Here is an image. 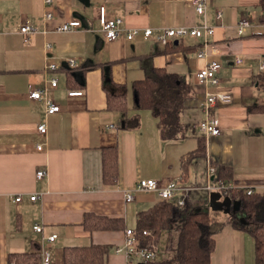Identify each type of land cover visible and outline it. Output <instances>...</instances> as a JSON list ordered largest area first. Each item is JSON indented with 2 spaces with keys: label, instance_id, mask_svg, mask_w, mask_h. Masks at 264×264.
I'll list each match as a JSON object with an SVG mask.
<instances>
[{
  "label": "crops",
  "instance_id": "obj_1",
  "mask_svg": "<svg viewBox=\"0 0 264 264\" xmlns=\"http://www.w3.org/2000/svg\"><path fill=\"white\" fill-rule=\"evenodd\" d=\"M259 1L206 0L205 13L198 15L191 0H53L51 7L44 0H0V264H41L40 254L33 258L35 246L42 243L33 231L35 224L42 226L43 236L57 235L53 243L44 244L56 264H63L65 248L91 245L110 247L107 264H128L114 249L127 228L135 229L137 213L160 200L155 192H139L126 203L123 192L139 180L176 179L189 190L187 206L216 212L209 204L215 191L206 189L211 163L218 173L227 172L232 188L264 195V91L258 85L264 74V22ZM100 5L108 18H120L123 27L137 29L135 39L107 41L97 20ZM217 10L220 19L215 18ZM46 11L52 14L49 20ZM241 18L252 25L239 36L236 24ZM74 19L81 22L79 28L55 32L57 25ZM26 22L36 28L29 44L18 32ZM202 24L214 26V35L166 46L142 36L146 28ZM46 43L51 44L49 51ZM200 51L204 58L197 57ZM68 59L75 60V68L68 66ZM210 61L221 65L216 86L195 78ZM50 64L57 68L49 70ZM153 69L178 77L183 87L174 139H162L157 120L135 104L132 83L153 76ZM67 72L73 81H67ZM52 78L58 81L56 88L50 87ZM29 85L46 87L60 111L45 114L44 103L28 97ZM120 86L126 88L125 114L107 106L108 93L117 94ZM67 90L82 95L69 97ZM206 93H222L230 101L206 110ZM206 112L218 119L220 135L206 137L198 130ZM135 115L136 125L127 128L124 121ZM39 123L45 124V135L38 133ZM199 138L205 156L182 165ZM107 148L117 151L114 184L103 181ZM39 169L46 174L38 180ZM86 214L120 219L124 227L88 228ZM226 215L218 217L222 228L214 235L210 264H255L252 236L233 228Z\"/></svg>",
  "mask_w": 264,
  "mask_h": 264
},
{
  "label": "trees",
  "instance_id": "obj_2",
  "mask_svg": "<svg viewBox=\"0 0 264 264\" xmlns=\"http://www.w3.org/2000/svg\"><path fill=\"white\" fill-rule=\"evenodd\" d=\"M262 9L260 21L264 22V0L259 1ZM67 81H73L72 74L67 72ZM258 85L264 91V74H261ZM137 109L149 110L157 120L162 139H174L179 131L178 112L182 108V84L178 77L166 73L161 69H153V76L132 83ZM117 94L108 93V109H116L125 114L127 111L126 88L119 87ZM138 115L124 121L127 128L134 127ZM196 156H205L203 138H199L197 148L182 158V165ZM103 181L105 184H114L117 180V151L115 148L103 149ZM214 165V164H212ZM215 166V165H214ZM184 166H182L183 168ZM218 173V171H217ZM227 183V172L219 171L217 174ZM228 197L240 202L237 213L226 215L233 228L248 232L253 238L254 263L264 264V195L246 190L231 188ZM222 212H207L201 209H192L185 204L179 208L174 202L158 200L148 208L137 213L135 230L138 235L142 231L150 232L151 236L139 240L142 243L152 242L155 245L165 233L173 230L176 235L175 245L172 238L165 248L173 251V256L164 257L145 264H210V255L214 249V235L222 228L217 219ZM243 218V221L241 220ZM84 225L94 229H120L124 225L120 219H110L92 214L84 216ZM144 243V244H146ZM110 247L108 245H91L87 247H67L63 253V264H107L106 257ZM26 255V254H25ZM35 260L39 259V246H35L33 253ZM19 262V261H18ZM17 261L15 264H19ZM130 264V263H128ZM137 264V263H136ZM141 264V263H140Z\"/></svg>",
  "mask_w": 264,
  "mask_h": 264
},
{
  "label": "built area",
  "instance_id": "obj_3",
  "mask_svg": "<svg viewBox=\"0 0 264 264\" xmlns=\"http://www.w3.org/2000/svg\"><path fill=\"white\" fill-rule=\"evenodd\" d=\"M53 0H44V5L46 7L52 6ZM191 4L198 15H203L206 10V0H191ZM264 15V13H263ZM44 18L49 20L52 18L50 11H46ZM215 18H221V11L217 10L215 13ZM97 20L99 24V29L103 33L104 38L107 41H115L117 39L123 38L128 41L135 39L138 34L137 29H127L123 27V21L120 18H108L106 7L104 5L98 6L97 9ZM252 25V21L248 18H241L236 24V31L239 36L243 35L247 29ZM81 26V22L78 19L70 20L64 22L55 27V32L57 33H67L75 30ZM18 32L23 37V42L26 44L30 43L31 36L36 32V28L30 23H23L19 25ZM215 32V27L207 24H202L200 26L192 27H176V28H164V29H150L146 28L142 30V36L144 39L152 38L155 43L166 46L174 43L184 38H204L213 36ZM46 51L51 49V44H45ZM197 57L204 58L205 52L200 51ZM67 64L71 68L76 67L74 59H68ZM240 59H236V64L240 63ZM221 65L216 61L207 62L202 68H200L195 73V78L199 84L216 86L218 84L217 73ZM49 70H55L57 68L56 64H50L47 66ZM260 70H264V63L260 65ZM50 87H57V79H50ZM27 95L30 99L36 101H42L45 105V114L50 115L60 111V107L49 98L47 95V88L43 87L41 89L34 88L32 85L28 86ZM67 95L81 96L82 91L80 90H67ZM229 96L222 93H206V104L205 108L208 110L210 107L216 105L217 102L227 103L229 102ZM198 130L208 136H218L221 133L220 124L216 117L209 116L206 112V117L199 121L197 124ZM37 131L41 135L46 134V126L43 123H39L37 126ZM37 149L40 150L41 146L38 145ZM45 171L39 169L35 173L36 179H42L45 176ZM207 175L210 178V184L207 185L206 189L209 191H215L219 193L221 197H228L229 189L232 187L218 178L217 168L211 163L208 164ZM188 189L179 185L178 180L169 179L164 181H158L155 179H143L139 180L132 189L123 192L124 200L126 203L132 202L135 199V194L139 192H155L160 200L174 202L177 207H183L188 198ZM252 190H247V194H251ZM36 199V195L30 197L31 201ZM20 196H17L14 201L20 202ZM33 231L41 235V244L39 246V254L41 257V264H56L51 259L49 252L45 249L44 244H51L57 238L56 234H51L48 236H43L42 226L39 224L33 225ZM139 236L142 238L151 236L150 232L142 231L141 235L133 228H127L124 231V240L120 246L115 247V253L123 254L126 261L130 264H145L155 260L156 258V246L154 243H142L139 240Z\"/></svg>",
  "mask_w": 264,
  "mask_h": 264
},
{
  "label": "water",
  "instance_id": "obj_4",
  "mask_svg": "<svg viewBox=\"0 0 264 264\" xmlns=\"http://www.w3.org/2000/svg\"><path fill=\"white\" fill-rule=\"evenodd\" d=\"M176 43V41L174 42ZM108 81V79L106 80ZM221 195L216 192H212L209 195V204L214 211L223 212L224 214L237 213L240 209V202L233 201L230 197H225L220 200ZM243 221V218H241Z\"/></svg>",
  "mask_w": 264,
  "mask_h": 264
},
{
  "label": "rangeland",
  "instance_id": "obj_5",
  "mask_svg": "<svg viewBox=\"0 0 264 264\" xmlns=\"http://www.w3.org/2000/svg\"><path fill=\"white\" fill-rule=\"evenodd\" d=\"M143 195H148V194H143ZM140 197H142V196H140ZM143 204L146 205L147 203H143ZM168 236H171V238H172L171 245L172 246L175 245V239H176L175 232L173 230H171V231H169V233H165L163 235V237L161 238V240L158 244V247L156 249V258L157 259H162L164 257H170L171 258L173 256V251L165 248V244L169 241V239H167Z\"/></svg>",
  "mask_w": 264,
  "mask_h": 264
}]
</instances>
